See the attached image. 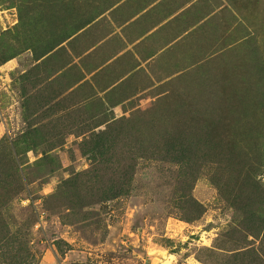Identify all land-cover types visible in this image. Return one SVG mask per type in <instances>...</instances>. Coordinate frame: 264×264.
<instances>
[{
  "label": "rangeland",
  "instance_id": "374dc122",
  "mask_svg": "<svg viewBox=\"0 0 264 264\" xmlns=\"http://www.w3.org/2000/svg\"><path fill=\"white\" fill-rule=\"evenodd\" d=\"M120 1L0 0V264H264V0L167 68Z\"/></svg>",
  "mask_w": 264,
  "mask_h": 264
},
{
  "label": "crops",
  "instance_id": "0c3cea01",
  "mask_svg": "<svg viewBox=\"0 0 264 264\" xmlns=\"http://www.w3.org/2000/svg\"><path fill=\"white\" fill-rule=\"evenodd\" d=\"M121 0L116 4L123 8V18L134 9L139 12L118 26L126 47L119 50L117 58L132 56L141 66L161 64L173 67L174 64L187 66L194 58L200 57V25L209 19L215 11L201 17L200 0ZM207 9L214 6L212 0ZM179 3V5H178ZM139 22V31L130 30L132 23ZM120 38V37H118ZM120 40L117 42L119 43ZM108 58L104 64L116 58L113 49L106 48Z\"/></svg>",
  "mask_w": 264,
  "mask_h": 264
}]
</instances>
